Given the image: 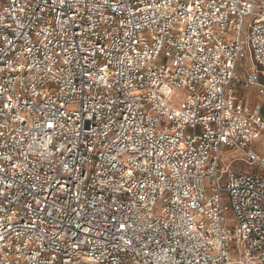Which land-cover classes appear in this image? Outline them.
<instances>
[{
    "label": "built area",
    "instance_id": "2783aa9c",
    "mask_svg": "<svg viewBox=\"0 0 264 264\" xmlns=\"http://www.w3.org/2000/svg\"><path fill=\"white\" fill-rule=\"evenodd\" d=\"M260 146L264 0H0V264H264Z\"/></svg>",
    "mask_w": 264,
    "mask_h": 264
},
{
    "label": "rangeland",
    "instance_id": "374dc122",
    "mask_svg": "<svg viewBox=\"0 0 264 264\" xmlns=\"http://www.w3.org/2000/svg\"><path fill=\"white\" fill-rule=\"evenodd\" d=\"M241 93H243V95H248L249 97L252 95V100H251V102L253 103V102H257L258 101V96H257V93L255 92V93H252V92H254V90H245V89H242V88H240V90H239ZM236 167L238 168V169H240V170H248V168L245 166V165H242V164H237L236 165Z\"/></svg>",
    "mask_w": 264,
    "mask_h": 264
},
{
    "label": "crops",
    "instance_id": "0c3cea01",
    "mask_svg": "<svg viewBox=\"0 0 264 264\" xmlns=\"http://www.w3.org/2000/svg\"><path fill=\"white\" fill-rule=\"evenodd\" d=\"M252 90H254V89H252ZM256 91L254 90V92H252V93H255ZM247 98H248V100H249V102H251V100H252V95L249 97L247 94L245 95ZM252 103V102H251ZM258 150L261 152V153H264V148L263 147H258Z\"/></svg>",
    "mask_w": 264,
    "mask_h": 264
}]
</instances>
